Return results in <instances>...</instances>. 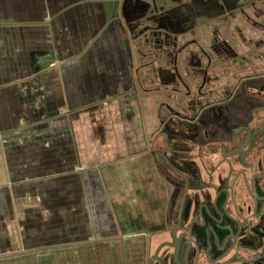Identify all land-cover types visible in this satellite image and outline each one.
Instances as JSON below:
<instances>
[{"label":"flooded vegetation","instance_id":"obj_1","mask_svg":"<svg viewBox=\"0 0 264 264\" xmlns=\"http://www.w3.org/2000/svg\"><path fill=\"white\" fill-rule=\"evenodd\" d=\"M125 1L126 230L145 264H264V0Z\"/></svg>","mask_w":264,"mask_h":264},{"label":"crops","instance_id":"obj_2","mask_svg":"<svg viewBox=\"0 0 264 264\" xmlns=\"http://www.w3.org/2000/svg\"><path fill=\"white\" fill-rule=\"evenodd\" d=\"M128 11L0 0V256L123 231L133 167L143 175L126 123L138 103Z\"/></svg>","mask_w":264,"mask_h":264},{"label":"rangeland","instance_id":"obj_3","mask_svg":"<svg viewBox=\"0 0 264 264\" xmlns=\"http://www.w3.org/2000/svg\"><path fill=\"white\" fill-rule=\"evenodd\" d=\"M122 107L125 111L127 104ZM129 139L131 140L130 137ZM139 139L141 140L140 137ZM135 158L132 157V160ZM113 173L116 172L113 171ZM119 219L123 231L117 233L115 238L86 242L63 249L21 250L0 256V264H145L148 256L146 252L149 249L143 245V237L139 231L134 235L135 232L132 233L124 228L126 225L124 223L131 221V217L121 216Z\"/></svg>","mask_w":264,"mask_h":264}]
</instances>
